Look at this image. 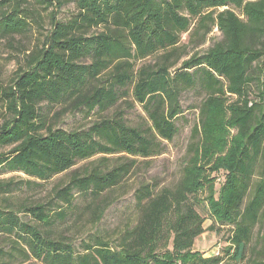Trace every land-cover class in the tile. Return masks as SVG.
<instances>
[{
  "label": "trees",
  "instance_id": "16d2710c",
  "mask_svg": "<svg viewBox=\"0 0 264 264\" xmlns=\"http://www.w3.org/2000/svg\"><path fill=\"white\" fill-rule=\"evenodd\" d=\"M66 5L74 11L59 19ZM39 9H50V26L29 48L25 41L43 28ZM208 23L221 38L180 61L181 35ZM2 45L9 52L4 63L17 66L7 85L0 72L7 110L0 147L9 148L0 153V171L34 180L26 188L67 173L17 208L7 205L17 183L0 180V264H264V253L249 245L264 210V0H0ZM185 91L200 100L179 181L157 192L141 183L133 193L135 222L110 241L90 235L77 249L55 223L67 218L76 195L90 210L109 205L108 194L136 158L164 152L163 142L177 134ZM135 105L144 114L138 125L126 118ZM54 107L99 116L86 128L64 129L47 121ZM209 165L223 175L217 198L208 201L213 215L233 227L223 247L228 260L190 251L204 219L189 197Z\"/></svg>",
  "mask_w": 264,
  "mask_h": 264
},
{
  "label": "rangeland",
  "instance_id": "374dc122",
  "mask_svg": "<svg viewBox=\"0 0 264 264\" xmlns=\"http://www.w3.org/2000/svg\"><path fill=\"white\" fill-rule=\"evenodd\" d=\"M222 8H220L221 10ZM237 14H240L238 9L232 8ZM72 5L64 6L60 13H58L59 19H64L68 17L73 12ZM39 13L43 16V28L39 29V33H34L30 36L31 41L26 40L25 45L29 48L33 47L34 44H39L42 35L46 33L49 28V22L46 17L47 11L39 9ZM195 20L193 21V24ZM193 28L191 27L187 32L183 33L180 38V55L181 60L186 59L193 53L203 52L207 46L209 47L214 41L221 38V34L215 25L211 23L207 24L206 29H199L193 34ZM190 34L192 35L190 37ZM8 50L4 46H0V63H1V79L2 85H7L8 80L14 75L17 64L14 62H4L8 59ZM7 58V59H6ZM152 59L148 58L145 61L148 62ZM179 61V62H180ZM176 64L174 66L178 67ZM251 98L256 99L255 88L252 89ZM130 101V98H127ZM200 97L192 92L185 91L182 93L180 101L183 108V114L176 120V126L178 128L177 134L170 142H163L164 152L160 155L149 157V158H136L134 167L132 171L128 174L125 181L119 185L116 190L111 192L110 198L112 202L108 205L107 202L99 207L98 209L92 208L87 209L86 203L87 199L81 195L75 196L74 206L68 209V216L62 222L55 223V228L58 234H63L64 237L69 240L74 241L77 249H80L81 243L83 241H89L90 235H102L106 240L110 241L116 238L118 231L131 226L137 216L138 212L135 207V201L133 193L142 184H148L150 187L155 188V192L162 188H171L179 181L182 176V169L188 163L187 158L189 154L187 152V147L190 142L191 128L196 122L197 118V105ZM43 107V106H42ZM49 109V108H48ZM117 109H122L120 106ZM56 107L51 108L48 113L47 121L54 125V127H60L64 129L72 128H86L88 127L94 119H97L99 114H92L91 117H84L83 112L76 113H60ZM112 112V109L108 112ZM125 114V113H124ZM7 118V110L3 103H0V124ZM126 118L131 124H141L143 123L144 114L141 111L139 105H135L133 110L126 112ZM230 134L233 131L230 130ZM9 148H1L0 153L6 152ZM116 155L110 157L108 161L109 166L114 163ZM216 157V156H215ZM131 158V157H125ZM122 159V161L125 160ZM98 156L93 157V162L97 163ZM83 164H87L86 161L77 163L74 168L79 167ZM73 168V169H74ZM258 166H256L255 174L252 178L253 182L257 181ZM67 173V172H66ZM66 173L60 174L53 177L46 182H40L39 187L26 188L25 183L28 180H32L21 172H4L0 171L1 181H10L17 183L19 189L11 192L9 195V201L7 205L13 208H17L18 204L28 200L31 197L40 198L46 195L52 189L54 185L66 179ZM34 181V180H32ZM223 181L222 173L210 169L209 166H205L201 172L200 186L194 195H191L189 199L196 201L195 208L199 215L204 219L203 228L204 232L194 240V244L190 251L198 252L203 257L214 256V253L218 251V255H223L224 260H228V256L224 254L223 247L228 244V239L232 234V226L222 223L219 219L213 215L209 206V198H217L220 185ZM105 197V196H104ZM103 197V198H104ZM2 196L0 195V203ZM1 205H6L1 203ZM96 209V210H95ZM95 210V212H93ZM22 215V214H20ZM23 217V216H22ZM24 220H30V217L25 216ZM249 245L254 247L255 251H261L264 253V210L261 212L259 221L256 226L253 227L251 231V239ZM171 247L170 245L168 246ZM260 252V253H261ZM23 264H38L36 262H26Z\"/></svg>",
  "mask_w": 264,
  "mask_h": 264
},
{
  "label": "built area",
  "instance_id": "2783aa9c",
  "mask_svg": "<svg viewBox=\"0 0 264 264\" xmlns=\"http://www.w3.org/2000/svg\"><path fill=\"white\" fill-rule=\"evenodd\" d=\"M218 254V251L214 253V255Z\"/></svg>",
  "mask_w": 264,
  "mask_h": 264
}]
</instances>
